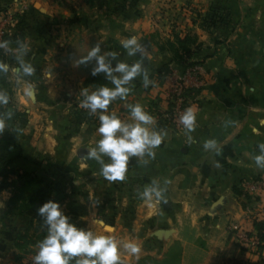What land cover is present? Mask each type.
<instances>
[{"label":"crops","instance_id":"obj_1","mask_svg":"<svg viewBox=\"0 0 264 264\" xmlns=\"http://www.w3.org/2000/svg\"><path fill=\"white\" fill-rule=\"evenodd\" d=\"M18 8L27 14L20 41L29 46L25 60L35 73L19 83L11 72L1 73L0 89L10 92L0 113L21 111L25 120L16 121V114L6 119L0 157L47 185L56 183L57 194L19 215L8 212L14 184L0 191L8 194L0 195V264H30L17 249L15 237L49 199L59 201L78 227L99 233L102 226L93 220L110 225L114 231L105 234L121 241L119 264L147 258L157 263L175 258V264H261L264 247L257 254L239 248L228 229L234 223L245 224L252 215L264 221V199L245 197L241 190L245 182L264 180V169L254 160L258 144L264 142V126L259 124L264 118V0H133L128 17L111 15L108 0H0V10L11 13ZM45 20L56 23L57 31L49 30ZM133 35L144 46V55L129 57L121 47L120 41ZM185 36L193 42L187 48L188 61L202 67L201 85L187 96L188 107L197 113L192 143L184 130L165 126L166 105L158 81L159 72L173 65L175 40ZM48 42H57V64L44 71L38 58L43 62L51 57ZM98 42L102 51H116L118 60L142 61L149 79H155L145 88L143 77H136L128 96L113 101L108 110L130 120L128 105L140 103L154 117V128L159 122L165 126L155 129L164 134L155 158L147 164L130 158L123 181L106 180L99 163L84 155L100 138L98 116L77 118L85 87L92 92L112 86L103 73L91 75L94 61L77 66ZM0 51L2 62L17 66L13 54L6 60L8 54ZM27 83L34 85L32 98L24 95ZM226 121L232 123L225 126ZM206 139L217 141L219 154L204 150ZM153 179L166 188L167 203L149 207L138 193ZM128 241L140 245L137 255L123 249Z\"/></svg>","mask_w":264,"mask_h":264},{"label":"clouds","instance_id":"obj_2","mask_svg":"<svg viewBox=\"0 0 264 264\" xmlns=\"http://www.w3.org/2000/svg\"><path fill=\"white\" fill-rule=\"evenodd\" d=\"M11 41H0V49L13 54L17 66H10L8 63L0 61V73L11 72L19 83L26 77L35 73V68L30 62L25 60L29 51V46L20 40L16 41V47H11ZM121 47L126 50L129 57L137 53L144 55L145 48L138 42L136 36H130L120 41ZM116 51H102L98 42L91 47L86 56H82L77 61V66L87 65L94 61L91 67V75L96 76L103 73L111 87L102 85L94 91L89 92L85 87L82 91L83 99L80 106L90 115L98 116L99 126L97 132L100 138L95 146L89 147L84 155L87 159L95 160L100 165L102 176L108 181H123L126 179L128 163L130 158H140V163L147 164L150 159L155 158V149L162 143L164 134L155 130L154 117L147 112L140 103L128 105L130 109V120H122L114 111L110 112L109 105L117 100H124L132 91L131 82L138 76L143 77V86L147 88L153 82L149 79L148 69L142 61L129 64L118 60ZM51 79V73H48ZM24 95L28 98L35 96V88L31 83H27L23 88ZM9 103V95L6 90L0 89V106ZM12 112L0 113V132L5 128L6 119H10ZM179 123L183 126L187 142H193L192 132L197 125V113L192 107L186 108L179 116ZM232 123L226 121L225 126ZM259 124L264 126V118L259 120ZM253 133L259 134V129L252 128ZM203 148L208 152L219 154L215 139L203 141ZM259 154L254 157L258 168L264 169V142L258 144ZM105 157L108 162H105ZM216 162V167H219ZM165 184L168 181L164 182ZM165 187L160 182L153 179L150 184L145 185L138 193L140 199L149 207L153 203H167L164 193ZM0 195L7 193L0 192ZM36 214L47 229L46 236L38 242V251L33 257V264H119L121 241L111 234L114 229L105 224L102 219H95L92 223L102 226L101 232L97 233L90 228L78 227L76 223L64 212L59 201L49 199L36 209ZM123 249L132 255H137L141 247L138 243L128 241L123 242Z\"/></svg>","mask_w":264,"mask_h":264},{"label":"built area","instance_id":"obj_3","mask_svg":"<svg viewBox=\"0 0 264 264\" xmlns=\"http://www.w3.org/2000/svg\"><path fill=\"white\" fill-rule=\"evenodd\" d=\"M12 18L9 13L0 14V41L5 40L6 29L12 26ZM162 100L166 105L163 122L172 130H183L179 123V116L188 107L187 96L192 89L201 85L202 67L199 65H188L180 67L172 65L167 67L162 73ZM84 109V108H83ZM86 110V109H84ZM95 118L96 115H90ZM242 195L245 197H259L264 199V180H253L245 182L242 187ZM260 220L259 217L252 215L245 224L234 223L229 226V233L234 236L237 245L253 254L259 252L263 246L260 242L253 222Z\"/></svg>","mask_w":264,"mask_h":264},{"label":"trees","instance_id":"obj_4","mask_svg":"<svg viewBox=\"0 0 264 264\" xmlns=\"http://www.w3.org/2000/svg\"><path fill=\"white\" fill-rule=\"evenodd\" d=\"M214 15V13H212ZM213 17V16H212ZM212 21V20H210ZM204 29H208L203 27ZM193 42L188 37L178 38L175 40V44L177 46V50L174 52L173 57L171 58V62L173 65H177L180 67H185L188 65H192L193 63L189 62V52L188 46ZM0 59L2 56L0 54ZM1 75V73H0ZM0 85H2V78L0 76ZM87 118V113L83 110H80L77 118ZM91 117V116H89ZM165 126L167 125L164 123ZM165 126L159 122L158 126L155 128L156 130L165 129ZM13 181L15 186V192L11 195L8 200V212L15 214H25L32 211L38 204H40L45 198L42 196L43 191V181L39 178L29 176L25 171L20 169H15L11 166L9 161H4V158L0 157V191L5 187L6 182ZM29 225L31 222L28 223ZM253 228L256 230L257 235L259 237L260 242L263 243V246L259 248L261 250L264 247V221L257 220L253 222ZM44 238V237H43ZM41 238L40 241L43 239ZM17 241V249L22 254H27V249L31 245H35L36 242H32L30 238H28V227L25 228L24 233H19L15 237ZM38 243V242H37ZM175 258H169L163 263H157L154 260L147 258L138 264H175ZM73 264H75V260H73ZM261 264H264V259L261 261Z\"/></svg>","mask_w":264,"mask_h":264},{"label":"rangeland","instance_id":"obj_5","mask_svg":"<svg viewBox=\"0 0 264 264\" xmlns=\"http://www.w3.org/2000/svg\"><path fill=\"white\" fill-rule=\"evenodd\" d=\"M89 1L91 3L100 2V0H89ZM108 1H109V4L111 5V8H110L111 15H113L115 17H117V16L128 17L129 16V12L131 13L133 11V10H129V8H128L133 3V0H108ZM120 6H125V8L121 9ZM14 10L15 11H12L11 13H9L10 17L12 18V21H11L12 22V26H8L7 27V29H6L7 30L6 31V37L5 38H7V40L11 41L12 42L11 44L15 47V46H17L16 45V41L20 40V35L26 29L25 28L26 23H24L23 19H24V17L27 18V14L26 15L23 14L22 11L24 9H19L18 8V9H14ZM6 13H7V10H5V9H1L0 10V14L1 15H4ZM44 22H45V25L47 27H49V30L53 27L57 31V28H55V26H57L56 23H55L56 24L55 25V24L51 23V21H49V20H45ZM49 43L50 42H48L47 45H50ZM1 50H3V49H1ZM3 51H4V53H2V54H5V53L8 54L6 56V60H11V58H12L11 54L12 53L5 52V50H3ZM50 53L52 54L51 57L50 58L48 57L45 61L43 60V62H41V58L40 57L38 58V65L42 66V64H45L42 67V69L44 71H45L47 65H49V64H53V65L57 64V42H52L51 43V45H50ZM0 54H1V51H0ZM0 61H1V59H0ZM66 66H69V65L67 64ZM53 68L54 69H51V72L55 76V79L57 81V67L56 68L53 67ZM162 72H159V74H158V81L161 80V78H162V74H161ZM0 76H2V75H0ZM152 81L155 83V79L152 80ZM2 90H6L8 93L10 92V90L7 87L5 89H2ZM82 99H83V96L81 98H79V100H78V104L77 105L79 107H77V109H79V110L81 109V110L85 111L87 113V116H88L87 118H90L88 110H84L80 106V102L82 101ZM18 112L20 113L21 111H18ZM18 112L16 111V113H13L12 118L16 114L15 115L16 116V121H20V122L24 121L25 120V117H24L25 115L24 114L21 115ZM4 161H9V160L4 158ZM9 162L11 164V161H9ZM27 174L29 176H31V177L39 178L40 180L43 181V186H42L43 187V191H42L43 198H46V196H49V195L57 194V184L56 183L47 185L45 183V180L41 179V177H37L35 174H29V173H27ZM48 176H49V173H48ZM50 176H53V175H50ZM12 183H13V181L6 182L5 186L11 185ZM13 187H14V190H13L12 194L15 192V186H13ZM29 222H31L30 225L28 224ZM25 223H26L25 227L26 228L28 227V238H30V240H32V242H36L35 245H31L27 249V254H25V258L27 259V261L29 260L30 264H33V257L35 256L36 252L38 251V243L37 242H39L41 238L46 236L47 229H46L45 226H43V222H42V220H41V218L39 216H31V217H29V220L27 222H25ZM233 238H234V236H233ZM234 240H235V238H234Z\"/></svg>","mask_w":264,"mask_h":264},{"label":"water","instance_id":"obj_6","mask_svg":"<svg viewBox=\"0 0 264 264\" xmlns=\"http://www.w3.org/2000/svg\"><path fill=\"white\" fill-rule=\"evenodd\" d=\"M217 204H215V206H216Z\"/></svg>","mask_w":264,"mask_h":264}]
</instances>
